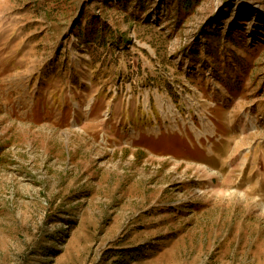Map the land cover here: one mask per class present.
<instances>
[{"label": "rangeland", "instance_id": "obj_1", "mask_svg": "<svg viewBox=\"0 0 264 264\" xmlns=\"http://www.w3.org/2000/svg\"><path fill=\"white\" fill-rule=\"evenodd\" d=\"M0 264H264V0H0Z\"/></svg>", "mask_w": 264, "mask_h": 264}, {"label": "trees", "instance_id": "obj_2", "mask_svg": "<svg viewBox=\"0 0 264 264\" xmlns=\"http://www.w3.org/2000/svg\"><path fill=\"white\" fill-rule=\"evenodd\" d=\"M191 3V0H185V5H189Z\"/></svg>", "mask_w": 264, "mask_h": 264}]
</instances>
